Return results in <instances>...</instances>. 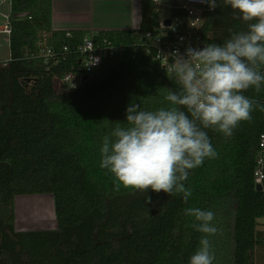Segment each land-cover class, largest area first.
<instances>
[{"label": "trees", "instance_id": "16d2710c", "mask_svg": "<svg viewBox=\"0 0 264 264\" xmlns=\"http://www.w3.org/2000/svg\"><path fill=\"white\" fill-rule=\"evenodd\" d=\"M12 1L14 15L31 19L12 18L9 60L0 65V264H189L202 236L184 214L189 207L215 214L214 264H264V180L257 190L254 178L264 112L254 110L231 138L206 130L218 157L190 172L187 203L181 194L116 190L100 167L102 136L117 123L126 126L130 102L155 110L168 106V90H178L143 40V33L159 32L163 5L140 0L137 29L94 31L96 43L126 48L62 90L56 77L78 68L79 47L92 31L54 30L52 0ZM246 28L217 0L202 33L206 44H222L230 29ZM44 41L56 52L48 63L39 55ZM244 94L264 104V87ZM44 193L54 196L56 229L17 230L16 197Z\"/></svg>", "mask_w": 264, "mask_h": 264}, {"label": "clouds", "instance_id": "9594fccd", "mask_svg": "<svg viewBox=\"0 0 264 264\" xmlns=\"http://www.w3.org/2000/svg\"><path fill=\"white\" fill-rule=\"evenodd\" d=\"M210 10L217 0H201ZM233 16L247 25L231 32L222 44L207 43L203 48L187 47L171 53L169 74L178 85L168 90V106L143 110L130 102L126 126L120 123L102 136L100 167L121 187L139 192L181 194L188 202L192 189L186 187L192 170L206 159H216L208 131L231 138L242 122H251L254 110L264 112V104L244 93L264 87V0H224ZM146 203L151 204V196ZM193 217L192 226L202 236L189 264H214L215 254L209 237L218 228L214 212L199 207L184 209Z\"/></svg>", "mask_w": 264, "mask_h": 264}, {"label": "built area", "instance_id": "2783aa9c", "mask_svg": "<svg viewBox=\"0 0 264 264\" xmlns=\"http://www.w3.org/2000/svg\"><path fill=\"white\" fill-rule=\"evenodd\" d=\"M164 6V0H153ZM171 9L169 18H161L159 32L147 31L143 33V40L147 41V53L156 60L162 68L169 71L171 67V53L179 50L183 54L187 47L202 48L206 44L205 36L202 33L204 14L210 10L206 3L201 0H171L168 4ZM31 19L25 12L13 14V1L0 0V35L4 42L9 45L11 35V20ZM166 19L170 24H164ZM137 33V32H136ZM69 35V34H68ZM126 46L123 43H114L111 40L103 39L96 43L93 39V32L86 35L79 50L83 53V59L76 70L67 72L61 77H56L55 83L62 90H70L83 82V77H90L93 72L100 68L105 57H112L124 51ZM67 50V47L63 48ZM39 55L44 62L48 63L56 52L46 41L40 47ZM9 60V59H8ZM6 60L1 64H5ZM256 184H262L264 180V132L259 137V150L256 157L254 169Z\"/></svg>", "mask_w": 264, "mask_h": 264}, {"label": "crops", "instance_id": "0c3cea01", "mask_svg": "<svg viewBox=\"0 0 264 264\" xmlns=\"http://www.w3.org/2000/svg\"><path fill=\"white\" fill-rule=\"evenodd\" d=\"M52 5V27L57 31L134 30L141 21L140 0H52ZM5 44L0 35V48ZM9 56L10 51L0 63ZM258 223L264 230V222Z\"/></svg>", "mask_w": 264, "mask_h": 264}, {"label": "rangeland", "instance_id": "374dc122", "mask_svg": "<svg viewBox=\"0 0 264 264\" xmlns=\"http://www.w3.org/2000/svg\"><path fill=\"white\" fill-rule=\"evenodd\" d=\"M171 0H164L160 17L169 18L171 9L168 4ZM9 47L5 44L0 48V61L3 57H8ZM16 207V229L26 230H47L56 229L55 199L52 194H33L17 196L15 200ZM264 222V218L260 219Z\"/></svg>", "mask_w": 264, "mask_h": 264}, {"label": "water", "instance_id": "95a60500", "mask_svg": "<svg viewBox=\"0 0 264 264\" xmlns=\"http://www.w3.org/2000/svg\"><path fill=\"white\" fill-rule=\"evenodd\" d=\"M164 24H166V25H169L170 24V20L169 19H166L165 21H164ZM203 48V47H202ZM88 79V76H84L83 77V81H86ZM256 189L257 190H261L262 189V184H256Z\"/></svg>", "mask_w": 264, "mask_h": 264}]
</instances>
